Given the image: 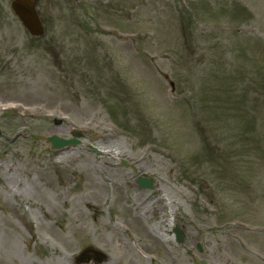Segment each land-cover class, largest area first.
I'll use <instances>...</instances> for the list:
<instances>
[{"label": "rangeland", "instance_id": "rangeland-1", "mask_svg": "<svg viewBox=\"0 0 264 264\" xmlns=\"http://www.w3.org/2000/svg\"><path fill=\"white\" fill-rule=\"evenodd\" d=\"M11 1L0 264H264V0H33L40 37Z\"/></svg>", "mask_w": 264, "mask_h": 264}, {"label": "water", "instance_id": "water-1", "mask_svg": "<svg viewBox=\"0 0 264 264\" xmlns=\"http://www.w3.org/2000/svg\"><path fill=\"white\" fill-rule=\"evenodd\" d=\"M11 8L19 18L21 23L23 24V26L27 29V31L31 35L38 36L43 33L40 20L35 10L34 2L32 0H13L11 3ZM72 134L75 137H82V134H80L77 131H73ZM36 138H43V137L39 136ZM44 139L45 141L49 142L53 148L67 146L69 144H78L80 142L78 139L75 138L64 139L56 135H50ZM136 182L144 188H153L152 179L138 177ZM173 232L176 234L177 240L180 241L182 239V236L179 235L178 228L175 227L173 229ZM197 247L200 248V245L197 244ZM91 254H95L97 257V253L93 249H87L86 251H84L83 256H89ZM202 264H206V263L202 262Z\"/></svg>", "mask_w": 264, "mask_h": 264}, {"label": "flooded vegetation", "instance_id": "flooded-vegetation-1", "mask_svg": "<svg viewBox=\"0 0 264 264\" xmlns=\"http://www.w3.org/2000/svg\"><path fill=\"white\" fill-rule=\"evenodd\" d=\"M124 173H125V172H124ZM122 174H123V172H122ZM128 180H129V178L124 179V181H128ZM127 223H128V222H127ZM103 240H104V239H103ZM115 245H120V242L117 241V242L115 243ZM100 251H102V254H103V257H102V260H101L100 263H107L108 261H110V257H108L107 253L104 252L103 250H100Z\"/></svg>", "mask_w": 264, "mask_h": 264}, {"label": "trees", "instance_id": "trees-1", "mask_svg": "<svg viewBox=\"0 0 264 264\" xmlns=\"http://www.w3.org/2000/svg\"><path fill=\"white\" fill-rule=\"evenodd\" d=\"M187 1V3L189 4V7H190V9H192V3H191V1H193V0H186Z\"/></svg>", "mask_w": 264, "mask_h": 264}]
</instances>
